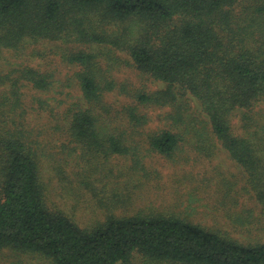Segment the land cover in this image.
Returning <instances> with one entry per match:
<instances>
[{"label":"trees","instance_id":"1","mask_svg":"<svg viewBox=\"0 0 264 264\" xmlns=\"http://www.w3.org/2000/svg\"><path fill=\"white\" fill-rule=\"evenodd\" d=\"M221 153L244 182L222 175L216 206L248 240L175 206L135 207L131 182L143 189L152 157ZM241 197L252 206L233 213ZM6 250L50 264H264V0H0Z\"/></svg>","mask_w":264,"mask_h":264},{"label":"rangeland","instance_id":"2","mask_svg":"<svg viewBox=\"0 0 264 264\" xmlns=\"http://www.w3.org/2000/svg\"><path fill=\"white\" fill-rule=\"evenodd\" d=\"M57 65L61 64L57 62ZM60 67L63 72H68L64 66ZM123 70L125 71L124 76H128L129 70L126 68ZM148 166L150 170L146 172L150 175L141 178L140 184L143 189L139 187V183L131 182V189L134 191L136 185L138 186L136 189L138 195L134 201L136 208L152 204L151 202L160 209H169L175 206L176 213L189 214L195 221L205 225L232 230L241 239L248 240L250 238V236L239 231L236 223L232 224L230 216L223 214L221 206H216L219 182L223 179L222 175L231 176L233 180L235 179V177L233 178L234 175L237 176V179L240 178L236 189L244 182L240 169L224 154H217L211 161L191 160L178 163L169 158L156 156L151 158ZM50 173L52 174V172ZM89 194L91 195V192ZM89 194L87 192L84 199L89 198ZM55 199L58 201V198ZM245 199L246 197H241L240 203L234 206L233 213L235 210L239 212L244 206L248 207L250 201L245 202ZM85 206L86 203L84 202L83 207L77 209V218L80 220H88L91 217V207V210H85ZM90 206H93L92 202H90ZM255 212L257 213V210ZM9 252L10 250H6L2 254L0 264H50L39 256L19 253L13 255ZM134 264H143L140 256L136 257Z\"/></svg>","mask_w":264,"mask_h":264}]
</instances>
